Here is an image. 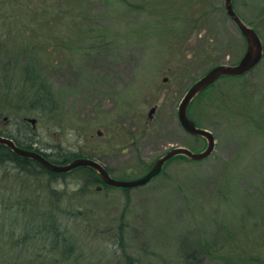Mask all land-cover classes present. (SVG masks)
<instances>
[{"label":"rangeland","instance_id":"1","mask_svg":"<svg viewBox=\"0 0 264 264\" xmlns=\"http://www.w3.org/2000/svg\"><path fill=\"white\" fill-rule=\"evenodd\" d=\"M234 4L264 42V0ZM9 6L0 134L62 159L91 156L127 180L173 147L205 148L177 110L195 81L247 49L224 0H62L41 12L19 5L6 21ZM42 34L49 41L38 42ZM189 113L215 134L214 153L176 157L137 188L97 192L82 168L59 179L1 160L0 264H190L199 250H264V58L214 83ZM37 221L50 232H36Z\"/></svg>","mask_w":264,"mask_h":264},{"label":"water","instance_id":"2","mask_svg":"<svg viewBox=\"0 0 264 264\" xmlns=\"http://www.w3.org/2000/svg\"><path fill=\"white\" fill-rule=\"evenodd\" d=\"M225 8L230 18L237 24L239 30L242 32L247 40V50L243 58L236 65L221 64L210 69L205 75L198 79L186 92L180 105H179V118L182 125L191 133L199 136H203L207 139L208 145L205 150L201 152H194L187 147L179 146L168 151L163 156L159 157L152 168L142 177L134 180H120L113 178L107 169L98 161L89 158H78L67 164H55L48 161L41 154L21 149L16 143L7 137L0 136V144L8 146L16 154L34 158L39 161L44 167L54 172H69L72 169L79 166H88L93 168L100 176V178L108 185L115 187L134 188L149 183L155 176L161 173L164 164L171 158L177 155H185L193 160H200L209 156L215 148V138L212 132L199 128L195 122L188 116V107L191 101L202 93L211 84L217 81L224 75H241L255 67L262 59L264 54L263 42L257 33V31L245 23L241 17L237 14L234 8L233 0H225ZM156 108H152L149 115L152 117ZM33 125H36L37 120L35 118L28 119ZM101 134V132H98Z\"/></svg>","mask_w":264,"mask_h":264},{"label":"trees","instance_id":"3","mask_svg":"<svg viewBox=\"0 0 264 264\" xmlns=\"http://www.w3.org/2000/svg\"><path fill=\"white\" fill-rule=\"evenodd\" d=\"M59 3H62V0H36L33 3L27 2L26 0H0V19H3V13L1 10L5 6V4H10L9 7L11 8V10H8L6 12V16L4 19L6 21H11L12 19H14L16 17V10L15 9H17V6H19V5L22 7L31 8L33 10L36 9L39 12H41V11H46V10L49 11V7H53L54 5H57ZM62 16L65 17L66 15L62 14ZM23 23H24V21H23ZM39 28H40V26H39ZM31 31H32L31 29H29L27 27H23V33L24 34H27L28 32H31ZM0 33H2V31H0ZM24 34H23V36H24ZM3 36L5 37V35H3ZM3 36L0 37V40ZM23 36L20 35L19 39L20 40L24 39L25 37H23ZM45 41H49V35L42 34V35L38 36V42L43 43ZM16 141L19 145H21V146L24 145L22 142H20L18 140H16ZM27 148H29V147H27ZM49 158H51L50 155H49ZM1 160H3V161L6 160L7 162L17 163L18 166H20V167H26V166L28 167L29 163L31 164L33 162L32 160H29V159H26V158H23V157H20V156L14 154L5 145H0V161ZM55 160L58 161V163L63 161L62 158H60V156H55ZM83 170H85V173L88 174V178L86 179L87 185L90 183L95 184L96 182L94 180H95V178H97L96 173L90 168H86ZM49 218H50V216H49ZM38 222L39 221L35 222V225ZM50 224L52 225L51 221H50ZM33 227L35 228L36 232L37 231L39 232L41 230L46 231L47 233L50 232L48 221H45L44 225L43 224H37L36 226L33 225ZM53 227H56V226L54 225ZM51 233H52V235L53 234L55 235V233H57V228H53ZM59 235H60V233H59ZM55 242L58 243V241H55ZM52 252H55V250H52ZM199 252H200L201 257L195 258L193 260V263L190 262V264H201L203 259H205L206 263H209V264H264V250H210V251L199 250ZM204 254L208 258L203 257ZM240 255H243V256L240 257ZM187 263H188V261H187ZM127 264H141V263L138 260H133L132 258H127Z\"/></svg>","mask_w":264,"mask_h":264},{"label":"flooded vegetation","instance_id":"4","mask_svg":"<svg viewBox=\"0 0 264 264\" xmlns=\"http://www.w3.org/2000/svg\"><path fill=\"white\" fill-rule=\"evenodd\" d=\"M149 123V122H148ZM17 140V139H16ZM19 141V140H18ZM17 142V141H16ZM21 142V141H20ZM32 142V140L30 141V142H22L24 145V147H29L30 149H32V150H34V151H36V152H38V153H40V154H42L43 156H45L48 160H50V161H52L53 163H58V161H56L55 160V156H59V153H54V152H51V153H49V150H42V149H40V148H34L35 146L31 143ZM31 143V144H30ZM49 155L51 156V158H49ZM80 156L81 155H69V156H67V158H65V159H62L63 161H61L59 164H61V163H68V162H70V161H72L73 159H76V158H80ZM82 157H86V156H82ZM88 158H93V157H91V156H88ZM94 159V158H93ZM95 160H97V159H95ZM97 161H99L100 163H102L105 167H106V169L109 171V173L110 174H112L111 172H110V170H109V168L102 162V161H100V160H97ZM30 164V163H29ZM31 164H35V165H38L40 168V170H42L44 173L46 172V173H48L49 174V170H47V169H44L43 167H41L37 162H32ZM79 168H82V169H86V168H84V167H79ZM79 168H76V169H74V170H72V171H70V172H67V173H53V172H50V174L51 175H53V176H55V177H58L59 179H62V178H64V177H66V176H68V174H71L72 172H74V171H76V170H78ZM49 178V177H48ZM96 180H97V182H96V184H95V190H97L98 192H101V191H103L106 187L107 188H111L110 186H108V185H106L105 183H103L102 181H101V179L97 176V178H96ZM48 181H49V179H48Z\"/></svg>","mask_w":264,"mask_h":264}]
</instances>
